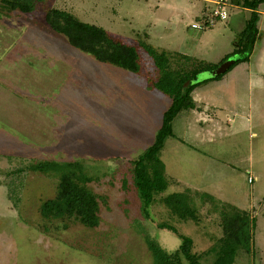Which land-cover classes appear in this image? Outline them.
Masks as SVG:
<instances>
[{
	"label": "rangeland",
	"instance_id": "374dc122",
	"mask_svg": "<svg viewBox=\"0 0 264 264\" xmlns=\"http://www.w3.org/2000/svg\"><path fill=\"white\" fill-rule=\"evenodd\" d=\"M192 4L198 1L43 0L28 13L0 4V264H153L152 253L173 252L181 242L160 223L191 237L192 251L212 264L217 253L207 250L223 235L222 204L230 209L226 202L234 203L252 216L260 212L251 205L264 191V104L249 127L235 122L212 132L206 124L185 130L183 118L191 112L180 111L160 152L168 186L145 213L132 161L153 142L170 104L149 80L157 76L152 60L140 50V74L98 61L45 21L48 9L65 8L127 43L147 32L149 43L167 51L215 59L232 50L231 19L193 28L203 20L194 18ZM229 6L230 15L238 12ZM212 94L225 107L235 106L222 89ZM46 160L84 164L92 178L88 186L99 196L96 227L40 214L58 176L28 166ZM176 191L191 195L196 218L181 219L162 202ZM258 218L251 252L238 250L233 264H264V219ZM179 264L189 263L181 258Z\"/></svg>",
	"mask_w": 264,
	"mask_h": 264
},
{
	"label": "trees",
	"instance_id": "16d2710c",
	"mask_svg": "<svg viewBox=\"0 0 264 264\" xmlns=\"http://www.w3.org/2000/svg\"><path fill=\"white\" fill-rule=\"evenodd\" d=\"M41 1L43 0H0V4L9 10L17 9L28 13ZM226 3L248 9L250 14L244 28L234 40L232 51L217 63L200 60L178 51L159 49L149 43L146 33L136 43L124 42L104 27L81 20L65 8L52 7L45 13V21L53 31L63 34L72 47L94 56L98 61L140 74L142 72L140 50L152 60L157 76L154 81L149 80L155 89L170 98V104L163 112L161 125L155 133L153 142L132 161L133 185L145 213L154 202L155 196L164 192L168 186L166 167L160 152L165 140L174 135L172 126L174 118L180 111L193 106L191 93L197 86L212 79H219L223 74L186 87H183V84L201 71L213 70L228 57L240 55L241 57L228 69L230 70L237 63L247 60L252 52L258 34L257 9L264 0H226ZM205 16L206 14L201 16L202 20ZM28 167L40 172H55L58 176L54 196L44 199L39 206L43 217H74L88 227H96L99 224V196L88 186L92 178L85 172L81 160H46ZM162 202L181 219L196 218V209L192 206L191 197L186 191L169 193L162 198ZM221 223L223 235L207 252L217 253L212 264H233L238 250L251 252L253 219L246 210L233 208L222 213ZM159 225L176 232L181 242L173 252L165 253L159 249L152 253L153 264H179L181 258L186 259L189 264H203L198 254L192 251L191 237L179 234L177 229L166 223Z\"/></svg>",
	"mask_w": 264,
	"mask_h": 264
},
{
	"label": "crops",
	"instance_id": "0c3cea01",
	"mask_svg": "<svg viewBox=\"0 0 264 264\" xmlns=\"http://www.w3.org/2000/svg\"><path fill=\"white\" fill-rule=\"evenodd\" d=\"M195 1H198V4L191 5L192 14L194 15V18L202 20L201 16H203L204 14H206L207 16L210 13V4H214L215 0ZM261 5H264V3H261L257 9L258 20L256 22V25L258 28V34L251 54L248 56L247 60L241 61L234 65L230 70H227L219 79H212L205 83H202L192 91L191 96L193 99V106L189 108L191 117L189 119L184 117L182 122L185 130L188 131L189 129H195L196 124H199L201 126L206 124V129L209 132H212L215 128L223 127V125L225 124L231 126V124L235 122L241 123L242 126H244L243 128L249 127L251 123L253 124L252 121L254 119V111H256L261 104H264V25L262 26L260 23L264 11L262 10V8H260ZM228 6L229 5L227 4L226 7L228 8ZM233 7H236L238 9V12L235 14L232 13L230 15L228 9H226L228 14L227 18L231 19L230 33H235V36L232 37L231 42L232 49L237 34L244 28L246 19L248 18L244 13L240 14V9H243L244 12L250 14V10L248 9L236 5H234ZM206 16L203 18V21ZM212 25H207L205 27L196 29L209 28L208 26ZM100 26L104 27L101 24ZM105 29L114 35L115 32H113L110 28L107 27ZM146 34L148 36V39L149 33L146 32ZM231 51L232 50L228 49V51H225L224 53L218 55L215 59H208L203 55L196 54L195 52L187 53L181 50L178 52L207 62L217 63ZM216 89H222L224 91V94H227V101H233L235 103V106L233 108H229L227 106L225 107L223 99H221L220 97H216L213 94L210 97L209 94ZM206 94H208V96ZM185 110H183V114ZM223 114L225 115L224 117ZM222 117L224 118V120ZM194 132L196 133V131ZM255 179L256 177L253 176L251 182H249L248 179L247 181L249 183H253ZM206 194L207 192L205 193V196H207ZM210 198L214 199L212 195L210 196ZM226 203H228L227 206L230 207V209H224V204H222L223 207L221 210V216L223 212L231 211L233 210V208L246 210L250 218L253 219V230L256 226L257 220L259 219L258 217L260 216L264 219V191L260 193L259 197L251 205V207L258 208V211H260L258 214L255 213V215L253 216L250 215L249 209L239 207L238 205L231 202ZM191 204L193 206L192 197ZM193 207L195 208V206Z\"/></svg>",
	"mask_w": 264,
	"mask_h": 264
},
{
	"label": "water",
	"instance_id": "95a60500",
	"mask_svg": "<svg viewBox=\"0 0 264 264\" xmlns=\"http://www.w3.org/2000/svg\"><path fill=\"white\" fill-rule=\"evenodd\" d=\"M233 56H236V57L231 58ZM240 57H241L240 55L234 54L228 57L227 59H225L224 61H222L221 63H219L218 66L214 68L213 70L211 71L205 70V71L199 72L194 78L187 80L183 84V87H186L189 84H196V83L202 82L207 79H212L218 75L224 74L230 68V66ZM201 73H205L206 75L204 77H200Z\"/></svg>",
	"mask_w": 264,
	"mask_h": 264
},
{
	"label": "built area",
	"instance_id": "2783aa9c",
	"mask_svg": "<svg viewBox=\"0 0 264 264\" xmlns=\"http://www.w3.org/2000/svg\"><path fill=\"white\" fill-rule=\"evenodd\" d=\"M215 7L211 9L210 13L206 16L203 22L201 23H192L193 28H202L207 25L214 24L217 20L226 19L227 18V10H226V0H215ZM253 177L251 175L248 176V181L251 182Z\"/></svg>",
	"mask_w": 264,
	"mask_h": 264
}]
</instances>
